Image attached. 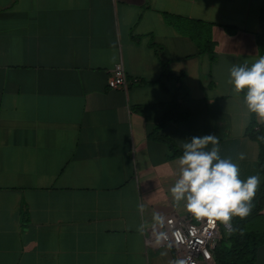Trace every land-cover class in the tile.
<instances>
[{
    "label": "crops",
    "instance_id": "0c3cea01",
    "mask_svg": "<svg viewBox=\"0 0 264 264\" xmlns=\"http://www.w3.org/2000/svg\"><path fill=\"white\" fill-rule=\"evenodd\" d=\"M263 5L0 0V264H178L144 240L153 212L185 210L170 194L181 155L156 137L183 149L216 135L242 180L260 177L244 93L228 80L261 56ZM117 62L138 82L108 88ZM173 99L188 117L161 123ZM260 215L264 229V201Z\"/></svg>",
    "mask_w": 264,
    "mask_h": 264
},
{
    "label": "clouds",
    "instance_id": "9594fccd",
    "mask_svg": "<svg viewBox=\"0 0 264 264\" xmlns=\"http://www.w3.org/2000/svg\"><path fill=\"white\" fill-rule=\"evenodd\" d=\"M228 83L236 94L244 93V104L249 114L264 123V56L251 65L235 64L229 70ZM259 139H264L260 137ZM212 145L209 149L208 146ZM245 154L239 153L238 159L244 160ZM178 172L170 188L173 205L184 209L197 220H207L210 224H221L232 229L234 217L241 220L252 210L253 200L260 186L259 175L242 180L239 164L231 157L220 154L219 139L216 135L192 137L183 144V153L176 162ZM143 213L145 205H138ZM166 218L160 213L152 214V232L156 243L167 239L164 231ZM171 224V221H167ZM147 222L138 229L144 232Z\"/></svg>",
    "mask_w": 264,
    "mask_h": 264
},
{
    "label": "trees",
    "instance_id": "16d2710c",
    "mask_svg": "<svg viewBox=\"0 0 264 264\" xmlns=\"http://www.w3.org/2000/svg\"><path fill=\"white\" fill-rule=\"evenodd\" d=\"M259 32L256 35V42L261 56H264V5L260 9ZM188 117V112L181 108L176 101L172 100L171 109L166 113L161 123L171 121L174 124L183 123ZM246 136L253 140L257 145L256 166L261 177V182L256 196L253 200L251 213L244 219L234 217L232 229L224 230L221 224L219 240L211 253L213 264H252L255 258L257 248L264 239V229L262 227V218L260 211L264 201V127L256 121V117L249 114V121L245 129ZM157 139L163 141L170 155H182L183 149L174 145V143L164 136H157ZM258 224V227H256ZM260 225V227H259Z\"/></svg>",
    "mask_w": 264,
    "mask_h": 264
},
{
    "label": "built area",
    "instance_id": "2783aa9c",
    "mask_svg": "<svg viewBox=\"0 0 264 264\" xmlns=\"http://www.w3.org/2000/svg\"><path fill=\"white\" fill-rule=\"evenodd\" d=\"M137 79L126 80L121 63H115L109 71L106 86L110 89H125L128 83L135 84ZM164 231L167 239L156 243L151 226L146 229L145 243L152 247H170L178 264H213L211 253L219 240L218 223L213 225L207 220H197L186 210L181 215L168 213ZM167 221H171L168 224Z\"/></svg>",
    "mask_w": 264,
    "mask_h": 264
},
{
    "label": "rangeland",
    "instance_id": "374dc122",
    "mask_svg": "<svg viewBox=\"0 0 264 264\" xmlns=\"http://www.w3.org/2000/svg\"><path fill=\"white\" fill-rule=\"evenodd\" d=\"M221 226L223 227L224 230H227V228L225 226H223V225H221ZM256 227H258V224H256ZM259 227H260V225H259Z\"/></svg>",
    "mask_w": 264,
    "mask_h": 264
}]
</instances>
